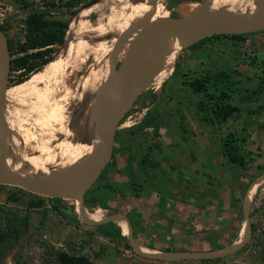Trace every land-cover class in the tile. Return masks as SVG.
<instances>
[{
    "label": "rangeland",
    "instance_id": "1",
    "mask_svg": "<svg viewBox=\"0 0 264 264\" xmlns=\"http://www.w3.org/2000/svg\"><path fill=\"white\" fill-rule=\"evenodd\" d=\"M72 1L0 0V25L5 27L14 48L12 59L23 55L17 48L27 40V20L31 13H41L53 23L67 22L91 0H77L74 5ZM163 1L171 8V16L188 14L193 6H201L203 2ZM110 6L108 2L103 4L104 9ZM73 11L76 12L73 14ZM96 16L94 14L92 18ZM131 39L118 43L129 46ZM262 69L264 30L248 34L243 40L210 38L185 47L177 59L171 78L158 90L146 88L124 115L117 131L113 158L85 198V211H99L103 218L124 213L133 229L135 226V239L139 243L160 247L159 237H155L156 233L159 235L158 232L148 234L147 239L141 234L143 228L146 229L145 234L153 231L150 222L138 220L145 209L142 205L144 199L153 193L160 197L167 194L172 199L174 186L191 190L192 179L199 177L192 169L198 167L202 171L206 168L207 182H210L212 189L217 186L225 189L226 198L229 190L233 196L234 190L239 195L237 212L228 211V219L235 216L240 219L239 223H235L234 237L226 240L228 243L238 237L240 223L247 219L244 199L250 187L259 182L248 212L252 233L242 249L212 261L203 258L169 260L145 256L127 247V238L113 220L98 224L80 221L74 213L73 201L67 198L47 197L12 184H0V229L7 230L12 224L16 230L11 238L0 240V255H3L0 264H46L62 250L72 255H88L95 264H239L238 259L242 257L246 264H257L259 259L264 263ZM225 71L231 75L226 81L221 76ZM26 72L24 67L14 65L9 86L24 83L17 82L27 77ZM207 75L214 82L210 89L217 93L220 85H227L230 97L225 98V101L240 108L221 123L217 121L214 106L210 102L202 104L200 100L203 95L192 91L186 83L188 79ZM104 88L103 79L102 91H95L91 95V104L101 98ZM256 90L258 92L253 94ZM76 103L73 100L69 105L71 118L76 113V117L69 120L71 128L82 122L77 117L90 108L88 103L84 108L78 107L75 112ZM88 124L84 133L87 141L97 132L98 119L95 115ZM229 141L231 145L237 146L235 152L244 158V166L229 159V150L225 145ZM139 222L143 223V227ZM149 235L154 236L153 239ZM214 243L209 242L210 247ZM169 244L168 248H175L172 241Z\"/></svg>",
    "mask_w": 264,
    "mask_h": 264
},
{
    "label": "bare ground",
    "instance_id": "2",
    "mask_svg": "<svg viewBox=\"0 0 264 264\" xmlns=\"http://www.w3.org/2000/svg\"><path fill=\"white\" fill-rule=\"evenodd\" d=\"M106 2L111 5L108 9L103 8ZM165 2L91 0L77 11L69 22L64 45L56 59L27 82L8 87L0 164L2 174H56L85 160L102 146L100 139L85 140L84 133L90 118L69 133V105L73 100L77 101L75 112L78 107H85L88 103L92 105L91 95L95 91H102L103 79L106 83L115 56L118 54V62L122 61L129 48L127 44L119 45L118 41L134 38L143 26L159 17L171 16V8ZM256 10L255 0H209L206 5L193 6L191 12H218L249 19ZM94 14L97 16L92 18ZM184 48L177 37L147 43L144 50H148L142 53L137 66L135 87L145 80H149L148 87L151 89L165 84ZM93 104H98V100ZM74 116L75 113L71 119ZM258 184L256 182L247 192L244 199L246 210L253 203ZM69 200L73 201L74 213L80 221L93 224L102 221L98 220L103 218L99 211H85L83 214L79 208L80 202ZM114 221L121 228L123 236L130 234L128 221L123 215H117ZM249 234L250 224L245 219L240 224L236 240L211 251H162L139 242H136V246L145 254L165 259L217 258L239 248L248 240Z\"/></svg>",
    "mask_w": 264,
    "mask_h": 264
},
{
    "label": "water",
    "instance_id": "3",
    "mask_svg": "<svg viewBox=\"0 0 264 264\" xmlns=\"http://www.w3.org/2000/svg\"><path fill=\"white\" fill-rule=\"evenodd\" d=\"M208 2L209 0H203L201 3L206 5ZM255 2L257 10L249 19L228 16L218 12L204 13L202 11H193L182 16L159 17L143 26L138 34L130 40L129 48L120 64L118 62V54L115 56L111 72L105 83L103 96L98 99L97 110L94 114L95 118L98 119V128L97 132L94 129L93 138L100 139L103 143L102 146L85 160L59 173L48 176L4 175L0 171V184H12L47 197L78 200L81 212L85 214L86 194L113 158L116 134L122 119L139 94L148 88L149 80H145L142 84L135 87V74L145 45L155 39L177 37L181 40L183 46L187 47L214 35L248 34L263 31L264 0H255ZM11 66L12 55L9 37L0 25V164L2 159V135L6 127L4 107L7 101ZM255 184L256 182L252 186ZM244 209L247 216L246 220L250 224L249 240L252 226L248 219L249 210H246L245 205ZM117 215H123L127 219L130 234L124 237L127 238L129 245L135 251L145 256L165 259L157 255L145 254L138 250L133 225L126 214H113L101 222L114 221ZM87 222L93 224L92 222ZM246 242L241 246H244ZM58 264L95 263L88 255H72L66 250H62L58 255Z\"/></svg>",
    "mask_w": 264,
    "mask_h": 264
},
{
    "label": "crops",
    "instance_id": "4",
    "mask_svg": "<svg viewBox=\"0 0 264 264\" xmlns=\"http://www.w3.org/2000/svg\"><path fill=\"white\" fill-rule=\"evenodd\" d=\"M192 170L199 177L192 179L191 190L182 186L181 188L174 186L175 193L172 197V199L174 198L173 200L167 194H163L160 197L155 195V193L144 199L142 204L145 208L143 210L144 213L142 211L138 220L150 222L154 232L149 231V233L145 234L146 229L143 228V233L141 234L147 239L148 234L158 232L159 235L156 233L155 237H159L161 246L144 245L162 251L206 252L231 243V241L227 243L226 240H231L234 237L235 223H239L240 219H237V216L231 218V220L228 219V211L234 210L237 212V208L239 207L237 197L239 195L234 190L233 196L232 191L229 190L228 198H226L224 196V193H226L225 189L218 186L216 189H212L209 186L210 182H207L206 168L201 171L198 167H194ZM146 211L147 214L145 215ZM141 222H139V225L143 227V223ZM149 237L153 239L154 236L149 235ZM169 241H172L175 248H168L171 245ZM137 242L139 241L137 240ZM209 242H216V244L214 243L215 245L210 247ZM244 246H241L239 249H242ZM230 253L234 254V252ZM230 253L228 254L230 255ZM203 259L209 260L214 258ZM238 262L239 264H246L244 257L238 259ZM260 263L264 264L261 259H259V263L257 264Z\"/></svg>",
    "mask_w": 264,
    "mask_h": 264
},
{
    "label": "trees",
    "instance_id": "5",
    "mask_svg": "<svg viewBox=\"0 0 264 264\" xmlns=\"http://www.w3.org/2000/svg\"><path fill=\"white\" fill-rule=\"evenodd\" d=\"M75 3H77V0L72 1L73 5ZM52 5H53V2H52ZM75 12L76 11H73V14ZM69 22L70 21H67V22L61 21L58 23H53V22H50V20L44 18V16L38 12L31 13L29 15L28 20H27V35H26L27 40L25 42H21L17 48V51L20 53H23V55L19 56L16 59L15 58L12 59L11 68H13L14 65L22 66L27 71L26 72L27 77H29V75L32 73L33 75L29 78L26 77L27 79L24 78L22 80H19L17 83H20V81L25 82L28 79L30 80L33 76H35L43 68H45L47 65H49L56 59L57 54L59 53L60 49L64 45L65 33L69 25ZM1 27L3 28L4 31H6L3 25ZM254 33L256 34L258 32H254ZM248 34H253V33H248ZM248 34H233V35L219 34V35H214L206 39H203L200 42H203L210 38H218V39L232 38V39L243 40L245 39V36H247ZM9 44H10L11 55L13 56L14 48L12 47L10 40H9ZM221 76L224 77L226 81V80H229V77L231 75L230 73L225 71L221 73ZM212 79L213 78H211V76H208V75L199 76V77H196L190 80L188 79L186 83L192 89V91L203 95V99L200 100L202 104L210 102V104L214 106V111H215V116L217 118V121L221 123L225 121L226 119H228L230 116L234 115L237 111L240 110V108L238 106H235L225 101V98L230 97L229 88L227 85L225 84L224 86L220 85V87H218L217 89V91L219 92L217 93L213 92L212 89H210V86L214 84ZM262 79H264V77H262ZM214 81H215V78H214ZM222 82L223 81H221V83ZM162 86H159L156 89L158 90ZM257 92H258L257 90L253 91V94H256ZM96 108L97 106L92 107V109L91 108L87 109L80 116L77 117V120L84 121L86 119L91 118L94 115ZM117 135L118 133L116 134V138H117ZM225 145L227 146V149L229 150V153H228L229 159L232 162H237L241 166H244L245 165L244 158L239 156L235 152V149H237V146L231 145L230 141L229 143L227 142ZM106 169L107 167L103 170V172ZM103 219L105 218H102L100 220H103ZM8 228L7 230H3V228L0 229V240L5 237L11 238V234L16 233V230L15 228L12 227V224H9ZM126 245L127 247H131L129 243H127ZM2 257L3 255H0V259ZM209 260L212 261L215 259H209ZM46 264H58V256L53 258L52 260L47 261Z\"/></svg>",
    "mask_w": 264,
    "mask_h": 264
},
{
    "label": "flooded vegetation",
    "instance_id": "6",
    "mask_svg": "<svg viewBox=\"0 0 264 264\" xmlns=\"http://www.w3.org/2000/svg\"><path fill=\"white\" fill-rule=\"evenodd\" d=\"M127 42H129V40L127 41ZM148 50V49H147ZM147 50H145V51H143V52H146ZM33 74V73H32ZM172 76V75H171ZM171 76H170V78H171ZM163 85V83L162 84H160V85H158V86H156L154 89H156L157 87H159V86H162ZM94 106H98V104H92L91 106H90V108H92V107H94ZM84 108V107H83ZM90 108H88V109H90ZM77 110H78V108L76 109V112H77ZM87 110V109H86ZM75 115H76V113H75ZM76 116H74V118H75ZM75 128H76V125H74L72 128L70 127V131H69V133H71V132H73L74 130H75ZM68 133V134H69ZM109 165V164H108ZM99 220V219H98ZM95 221H97V220H95Z\"/></svg>",
    "mask_w": 264,
    "mask_h": 264
}]
</instances>
